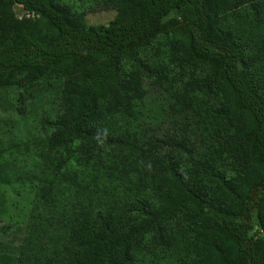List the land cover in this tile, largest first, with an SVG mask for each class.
I'll use <instances>...</instances> for the list:
<instances>
[{
  "label": "trees",
  "instance_id": "16d2710c",
  "mask_svg": "<svg viewBox=\"0 0 264 264\" xmlns=\"http://www.w3.org/2000/svg\"><path fill=\"white\" fill-rule=\"evenodd\" d=\"M100 2L118 11L108 25L0 0V90L58 80L31 144L98 173L65 179L78 207L37 182L30 222L0 224V264H264V0Z\"/></svg>",
  "mask_w": 264,
  "mask_h": 264
},
{
  "label": "rangeland",
  "instance_id": "374dc122",
  "mask_svg": "<svg viewBox=\"0 0 264 264\" xmlns=\"http://www.w3.org/2000/svg\"><path fill=\"white\" fill-rule=\"evenodd\" d=\"M100 1L59 0V3L74 13H83L87 26L108 25L118 11L104 6ZM16 11L23 14L20 7ZM178 29L177 24L169 25L159 38L173 36ZM153 44L141 55L151 56L157 41ZM195 69L203 74V66L188 64L181 68L182 76L188 77ZM58 82L49 78L28 87L22 81L9 90H0V224H12L16 226V232L20 231L21 224L30 222L29 217L39 203L37 182L48 180L53 189L51 195L56 201L68 200L78 207L80 196L65 179L71 177L74 171L82 172L83 178L87 176L86 182L95 173L98 174L92 168H87L74 150H70V155L64 150L47 153L35 149L31 144L35 137L41 135V122L55 115L57 105L53 99L57 96ZM161 92L164 93V90L160 87H151L148 91L145 108L147 112L152 109L153 116L158 114L162 105ZM163 119L165 125L169 124L167 116ZM60 169L62 173L57 175ZM96 177L99 178V175ZM11 234L12 231L8 234L0 231V240Z\"/></svg>",
  "mask_w": 264,
  "mask_h": 264
},
{
  "label": "built area",
  "instance_id": "2783aa9c",
  "mask_svg": "<svg viewBox=\"0 0 264 264\" xmlns=\"http://www.w3.org/2000/svg\"><path fill=\"white\" fill-rule=\"evenodd\" d=\"M26 16L28 17H34L35 15L33 13L25 12ZM22 16V15H21Z\"/></svg>",
  "mask_w": 264,
  "mask_h": 264
}]
</instances>
